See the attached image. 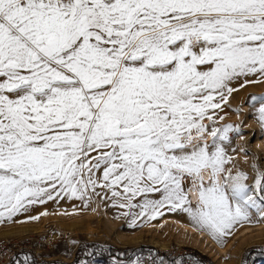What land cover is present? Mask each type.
<instances>
[{
    "label": "snow or ice",
    "instance_id": "obj_1",
    "mask_svg": "<svg viewBox=\"0 0 264 264\" xmlns=\"http://www.w3.org/2000/svg\"><path fill=\"white\" fill-rule=\"evenodd\" d=\"M259 83L264 0H0V222L64 197L220 243L264 221V169L229 167L217 111ZM246 103L264 126V93Z\"/></svg>",
    "mask_w": 264,
    "mask_h": 264
},
{
    "label": "rangeland",
    "instance_id": "obj_2",
    "mask_svg": "<svg viewBox=\"0 0 264 264\" xmlns=\"http://www.w3.org/2000/svg\"><path fill=\"white\" fill-rule=\"evenodd\" d=\"M232 86L237 87L236 84ZM249 93H264V83L248 84L244 88H240L238 91L233 92L229 97L228 102L223 105V110L217 111L220 115L224 116V119L218 121V124L223 125L231 122L234 125H239L241 129V132L238 134H230L233 139L231 143L227 145V153L232 157V163L229 167H233V170L240 169L248 172L250 175H254V165L264 169V126L261 125L255 115L249 114L250 107L249 104L246 103L249 98ZM237 108L242 109V111H235ZM208 122L210 123V121ZM94 198L99 200L101 209L100 213L93 219V233L89 232V229L85 225V221L77 223L78 229L76 227L74 232L76 234L67 233L70 232V229L62 223L65 220L71 221L72 219L77 221L75 218H77L78 215L85 214L90 203H88L89 201H81L79 198L64 197L62 199L58 198L56 200H49L44 204H36L32 206L27 213L18 214L11 221L5 220L0 222V235H30L29 241L15 253L9 264H13L14 258L22 261L25 255L32 261V264H71L76 256L77 250L80 247H85L88 243H98L102 246H113L118 255L121 253L122 249L149 246L150 249L147 255L149 257L159 256L165 258L164 264H168V259L178 257H171L168 253L183 249H187L186 256L195 264H235L237 261V256L239 255L232 254V250H230L229 254L226 256L211 253L204 248L197 247L193 244L179 242L175 237L176 235L170 233L171 230H169L170 228H167L168 226L163 230L164 233L168 234L164 235H162L163 233L160 235L158 232L150 230L146 226L151 221H158L165 216H175L182 220H190V217L186 213L181 211L169 212L164 210L162 216H158V218H155L154 220H148L147 218L138 220L136 226H133L131 218L121 215V210L113 207L110 200L106 201L100 197ZM81 204L83 206H81ZM45 208L56 215H53L54 217H52V215L48 216L43 221H38L39 223H36L37 225H35L39 226L40 224H47L46 228L48 230L36 232V229L34 228L38 227L33 226L28 228V230L23 231L21 228L16 227L21 219L34 221V219H29L28 217L34 216L36 212L42 211ZM61 211L65 214L60 215L62 214ZM108 217L112 219V222ZM260 223L261 222L255 223V226H258ZM8 224L15 228L5 232L4 229H6ZM1 226L5 227L3 228ZM171 235L173 239L171 238ZM154 240L166 241L165 243L168 248L166 250L160 249L155 246L153 242ZM215 241L220 246L222 245V243L217 240ZM259 245H264V232L257 235L249 245L243 247L240 253L239 264L241 263L246 250ZM83 252L84 250H82V253ZM137 257H141L139 252L135 253L131 258H123L114 255L107 263L103 262L100 258H93L86 264H132ZM179 259L181 260L180 263L184 264L182 261L183 258L179 257ZM223 259L225 260L224 262H222ZM78 264L81 263L79 262ZM254 264H264V258L256 261Z\"/></svg>",
    "mask_w": 264,
    "mask_h": 264
},
{
    "label": "bare ground",
    "instance_id": "obj_3",
    "mask_svg": "<svg viewBox=\"0 0 264 264\" xmlns=\"http://www.w3.org/2000/svg\"><path fill=\"white\" fill-rule=\"evenodd\" d=\"M88 201H89L88 203H90L89 208H87V211L85 212V214L83 215L77 214L78 217L75 218L77 221H74L73 219L71 221H66V220L63 222L61 221L64 225H66V227L70 229V232H67V233L76 234L74 232H75L76 227L78 226L77 223H79L80 221H85L86 223L85 225L89 229L90 233L94 232L93 219L96 218V216L100 213L101 208H100V203L98 199H95L93 197L91 200H88ZM81 206L83 205L81 204ZM45 212H47V215H42V213H45ZM63 214L65 213H62L60 215H63ZM51 215L52 217H54L53 215H56V214H53L52 212H50L49 210L45 208L42 211L35 213L34 216H39V219H36V220L34 219V221H30V220L28 221V219H23V220L21 219V221L19 220L20 223L16 227L21 228L23 231H26L28 230V228L36 226L37 225L36 223H39L41 220L43 221L45 218ZM108 218L112 222V219L110 217ZM46 225L47 224H44V225L40 224L39 226H36L38 228H34V229H36V232L48 230L46 228ZM146 226L148 227V229L156 231L160 235L162 233H163L162 235L168 234V233H164L163 231L168 226L167 228H170L169 230H171L170 233L172 235H176L175 237L178 239L179 242L193 244L197 247L204 248L205 250L211 253L221 254L222 256H226L227 254H229V251L232 250V254L239 255L237 256V261L235 262V264H239L240 253L243 247H245L246 245H249L251 241L254 238H256L257 235H260L264 232V221H261V223L258 226H255V223H244L241 226H238L230 236L225 237L224 242L220 246L215 241V239L209 236L207 233L198 231L196 227L193 225V223L191 222V219L182 220L181 218L179 219V218H176L175 216L174 217L165 216V217L160 218L158 221L157 220L151 221ZM1 227L4 228L5 226H1ZM13 228L15 227H11V225L8 224L6 229H4V231L7 232V230H12ZM172 235H171V238H172ZM153 242L155 246L159 247L162 250H166L168 248L167 244L165 243L166 241L164 242L161 240H154ZM224 261L225 260L223 259L222 262ZM230 264H234V263H230Z\"/></svg>",
    "mask_w": 264,
    "mask_h": 264
},
{
    "label": "trees",
    "instance_id": "obj_4",
    "mask_svg": "<svg viewBox=\"0 0 264 264\" xmlns=\"http://www.w3.org/2000/svg\"><path fill=\"white\" fill-rule=\"evenodd\" d=\"M149 249V246H139L131 249L126 248L122 249L121 253L118 255L116 254V249L113 246H102L98 243H88L85 247H80L77 250L76 256L71 264H78L79 262L81 264H86L93 258H100L103 262L107 263L114 255L123 258H131L138 252L141 254V258H145L147 253H149ZM82 250H84L83 253ZM262 258H264V245L253 246L245 251L240 264H254ZM173 261L176 262L175 264H181L179 257L168 259V264H172Z\"/></svg>",
    "mask_w": 264,
    "mask_h": 264
},
{
    "label": "built area",
    "instance_id": "obj_5",
    "mask_svg": "<svg viewBox=\"0 0 264 264\" xmlns=\"http://www.w3.org/2000/svg\"><path fill=\"white\" fill-rule=\"evenodd\" d=\"M30 235L21 236H3L0 235V264H9L13 256L22 246L29 241ZM187 249L171 251L168 253L171 257H182L184 264H195L186 256ZM151 258L148 255L146 259Z\"/></svg>",
    "mask_w": 264,
    "mask_h": 264
}]
</instances>
